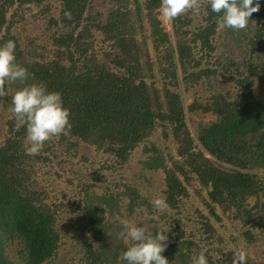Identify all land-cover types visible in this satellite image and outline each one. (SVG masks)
Segmentation results:
<instances>
[{
  "label": "trees",
  "instance_id": "obj_1",
  "mask_svg": "<svg viewBox=\"0 0 264 264\" xmlns=\"http://www.w3.org/2000/svg\"><path fill=\"white\" fill-rule=\"evenodd\" d=\"M199 3L169 31L160 0H0V44L14 41L25 84L61 94L71 125L26 155L25 127L10 112L23 85L0 97V264H118L123 220L168 230L169 264H191L201 250L208 264H231L239 251L245 264L264 259V0L240 31L218 29L219 14ZM198 84L214 87L205 104ZM208 112L216 119L193 133L187 115ZM193 176L200 187L182 220ZM57 182L64 200L54 204L42 188ZM153 198L177 211L165 227Z\"/></svg>",
  "mask_w": 264,
  "mask_h": 264
},
{
  "label": "clouds",
  "instance_id": "obj_2",
  "mask_svg": "<svg viewBox=\"0 0 264 264\" xmlns=\"http://www.w3.org/2000/svg\"><path fill=\"white\" fill-rule=\"evenodd\" d=\"M211 12L219 14L217 28L240 31L247 27L249 17L259 10V0H207ZM160 15L172 21L188 11L198 14L199 0H160ZM70 18V14H66ZM14 41L0 44V97H5L8 85L19 81L23 86L12 92L10 112L18 124L25 127V154L35 155L43 144L52 137L67 134L71 125L69 111L63 106L58 91L48 90L43 83L25 84L29 73L15 62ZM150 204L156 211L166 207L161 198H153ZM118 236L127 241L126 249L117 256L118 264H169L162 253L167 247L166 231L148 234L145 227L129 220L121 222ZM243 251L233 252L231 264H245ZM191 264H208L205 252L201 250L191 258Z\"/></svg>",
  "mask_w": 264,
  "mask_h": 264
},
{
  "label": "rangeland",
  "instance_id": "obj_3",
  "mask_svg": "<svg viewBox=\"0 0 264 264\" xmlns=\"http://www.w3.org/2000/svg\"><path fill=\"white\" fill-rule=\"evenodd\" d=\"M161 18L163 19L164 21V24L165 26L167 27V29L169 31L172 30V21H167L165 20L162 16ZM229 85L228 84H219L218 85V88L217 90H226ZM196 89L201 92V97L202 99L205 101V98L209 95V93L211 92L212 89H214V87L212 88H208L207 85H202V88L201 86L198 84L196 85ZM202 102V101H201ZM204 104L206 103L203 102ZM216 119V115H214L212 112H208L206 114H200V115H197L195 116L192 120H190V117L187 115V121H188V125H189V128L190 130L194 133L196 131L195 129V126H198L199 124H203V123H211L213 120ZM165 151H171V154L172 152H174V145L171 144V149L169 146L165 145ZM81 151L83 153H85L90 159H92L94 161L95 164H99L101 161H102V158H101V155L99 153H97L90 145H87V144H84L81 148ZM85 170L83 169V172ZM162 172V171H161ZM161 172H156L154 174V186H152V189L155 190L156 192H160L161 188H162V185H163V181H162V176H164L163 173ZM130 175V174H129ZM96 177V175H93L91 174L89 176V178H92L94 179ZM115 177H117V175H115ZM197 177L196 176H193L190 178V182H191V185H190V188H191V192H190V198L187 200V202L185 201L184 203V206L182 207V213L181 215L178 216V218H181L182 220L183 219H186V217L189 215L188 214V210H191L192 207H193V202H191V197L192 195L195 194V190L196 188H199L200 185L198 183V179H196ZM146 183V181H145ZM46 187L42 188L43 190H46L47 192H49L50 196H51V200L54 202V204H59L60 201H63L64 198H63V189L61 188V183L57 182L56 186H55V189H53L52 187H50V185L48 183H46ZM55 190L53 191L54 193V196L52 195L51 191L50 190ZM71 205V204H70ZM70 205L67 207V208H64V210H66V212L70 211ZM66 212L62 214V223L64 224L65 220H66ZM165 214L167 215H176L177 214V211L176 209H169V208H163L162 210L158 211V214H154L153 215V218L155 220V222L157 223V225L159 227H165L167 226L166 223H168V216H166ZM171 219V218H170ZM225 222V221H224ZM138 225H141V221H139L137 223ZM16 247H17V244H12V246H9L8 247V254L9 256L13 259V260H16ZM253 263L252 264H264V259L259 255L257 256L256 254H254V258H253Z\"/></svg>",
  "mask_w": 264,
  "mask_h": 264
}]
</instances>
